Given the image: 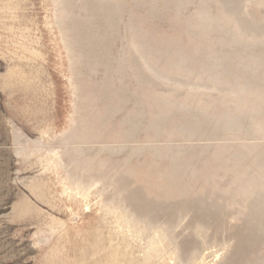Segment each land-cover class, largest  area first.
I'll list each match as a JSON object with an SVG mask.
<instances>
[{"label":"rangeland","instance_id":"obj_1","mask_svg":"<svg viewBox=\"0 0 264 264\" xmlns=\"http://www.w3.org/2000/svg\"><path fill=\"white\" fill-rule=\"evenodd\" d=\"M47 144L105 160L90 211ZM263 155L264 0H0V264H134L159 226L147 264H264Z\"/></svg>","mask_w":264,"mask_h":264},{"label":"bare ground","instance_id":"obj_2","mask_svg":"<svg viewBox=\"0 0 264 264\" xmlns=\"http://www.w3.org/2000/svg\"><path fill=\"white\" fill-rule=\"evenodd\" d=\"M85 154L86 153L84 152L82 154L78 153L77 156L72 155L69 151H63L60 147H57V146L53 147L47 144L43 147V151L39 154L38 160L41 163L43 170L48 171L54 174L55 176L59 174L60 170L64 173V175L60 177V181L58 183L61 187L60 194L64 199H66V201L73 203V205H76L78 210L90 211L91 210L90 203L92 202L91 199L98 198V195H97L98 188L101 185V182L99 179L93 177V175L90 173L91 171L90 169L86 170V165L90 163H93L92 164L93 166H95L96 164H100V163H103L106 165V162L105 160L99 158V156L92 157V155L90 154L88 155L86 154L87 156L83 157ZM85 159L89 160V163ZM68 161L76 162L74 169L68 166ZM80 164H81V168H79ZM253 164L254 166L257 167L256 162ZM262 169L263 168H259L261 173H258V174L256 173L253 176L252 181L257 180V178L259 177V179L263 183L262 188L264 190V171H263L264 169L263 170ZM83 173H86V176ZM234 175L235 176H233V178L235 182H237V175L236 174ZM240 176L241 175L238 174V177ZM259 193L261 196L259 195ZM253 195L255 197L260 196V199L259 200L255 199V201L256 200L262 201L264 204V191L263 192L258 191ZM116 201L112 197L110 203L107 206H104L101 204L102 202V199H101L97 203H95L97 207L96 211L97 212L103 211L104 214H106L107 216H110L112 220L114 232L121 235L123 239L125 238L132 239L133 241L140 240L142 242L143 241V238H142L143 229L140 227L141 226L140 222H134L131 216H129L130 212L128 214V211L126 209L125 210L124 209L122 210V208L119 209L116 206L117 205ZM136 220H138V217ZM60 228L62 231H66L64 224H60ZM163 237H164L163 228H161L160 226L155 228L152 232V235L146 238L147 240L145 242V246L141 247V249L138 250V255H140L139 256L140 258L134 264H147V263H150L153 259H159V260L162 259V251L164 250ZM113 254L115 255L114 256L112 255L110 264H118L117 263L118 261H126V260H122L121 257H124L125 255H127L128 251L127 249L118 248V249H114ZM128 255L133 256L134 253L132 252ZM115 256H116L117 261L115 260ZM167 257H168V262L166 264H177L178 257H177V249L175 248V246L170 248V250L167 252ZM203 260L204 258H202L201 264ZM129 261H130L129 264H131V262L133 263V260L129 259ZM193 261H194L193 257H191V259L187 260L184 264H192Z\"/></svg>","mask_w":264,"mask_h":264}]
</instances>
